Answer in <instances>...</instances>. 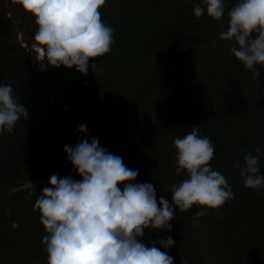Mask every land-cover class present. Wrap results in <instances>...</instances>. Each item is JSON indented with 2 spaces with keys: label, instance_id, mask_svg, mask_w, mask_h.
I'll return each mask as SVG.
<instances>
[{
  "label": "trees",
  "instance_id": "trees-1",
  "mask_svg": "<svg viewBox=\"0 0 264 264\" xmlns=\"http://www.w3.org/2000/svg\"><path fill=\"white\" fill-rule=\"evenodd\" d=\"M176 1L106 0L99 11L102 21L113 29L114 41L109 53L90 58L89 64L108 62L113 68L96 67L93 71L89 65L87 74L81 73L84 81H80L75 77V72H80L73 66L76 83L72 85L57 67L35 60L36 53L31 50L37 27L34 16L22 7L20 0H0V83L12 85L17 102L28 113V118L18 121L12 132L0 134V264H47L41 243L47 234L43 225L39 220L26 221L23 216L27 211L13 208L10 200L32 202L43 187L50 186L52 174L80 179L67 161L65 144L74 146L79 139L98 137L99 144L119 155L126 167L138 170L135 182L152 183L158 201L164 196L171 202V186L187 178L183 170L179 175L175 172L173 140H168V145L166 137L160 138L150 124L147 126L148 116L142 121L136 114L144 103H149L152 106L145 104V114H164L165 124L170 121V111L180 118L168 106L175 100L169 97L177 89L174 75L191 66L208 37L214 35L215 41L225 43L228 49L234 44L218 38L221 24L227 27L226 16L222 20L206 14L197 18L192 9L198 0ZM234 2L227 0L225 10L226 4L230 8ZM202 23L214 31L199 27L200 32H194L188 28ZM114 48H118L117 60L110 59ZM116 68L126 70V77L134 82L135 89L127 91L126 97L121 86L111 81ZM257 71L264 77V68L257 66ZM43 77L48 80L49 89L44 86ZM160 81L167 85L164 89L159 88ZM203 83V97L216 90ZM126 84L129 85L127 81ZM257 98L245 105L238 103L239 99L220 101L206 110L200 107L205 100L184 102L196 112H190V121L181 117L182 131L176 137H183L193 126H199L201 136L210 137L214 157L209 163L226 177L234 198L217 209L195 204L183 212L174 209L169 221L171 231L144 230L140 239L146 246L161 238H173L170 248L155 244L173 257V264H264V189L245 187L238 169L233 167L243 162L246 152L255 155L253 148L259 145L260 172L264 174V93L259 92ZM235 107L239 113L231 118ZM204 114L209 119L198 122ZM81 123L86 125L87 137L75 132ZM103 126L108 131L103 132ZM129 127L132 130H124ZM28 180L35 186L31 192L26 187ZM201 209L203 215L197 216Z\"/></svg>",
  "mask_w": 264,
  "mask_h": 264
},
{
  "label": "clouds",
  "instance_id": "clouds-1",
  "mask_svg": "<svg viewBox=\"0 0 264 264\" xmlns=\"http://www.w3.org/2000/svg\"><path fill=\"white\" fill-rule=\"evenodd\" d=\"M22 7L35 18L36 31L31 50L36 61L61 65L82 74L89 70L90 58L109 53L114 41L113 29L101 19L99 9L106 0H20ZM195 17L207 15L214 20L227 17L218 38L233 41L230 53L250 71L253 78L264 68V0H235L225 10V0H199L192 9ZM93 71L96 63L91 64ZM10 84L0 83V134L12 132L15 124L28 118L23 104ZM75 132L87 137L81 123ZM175 172L183 170L186 179L171 186V202L156 195L150 182H135L138 170L130 169L119 155L99 144L98 137L79 139L63 151L80 179L71 175L49 177L34 201L39 221L46 235L41 238L47 264H173V257L161 251L174 244L171 236L153 241L140 239L145 229L171 231L169 221L174 209L186 211L195 205L217 209L234 198L226 177L209 163L214 157V142L199 134L193 126L183 137H174ZM246 152L243 162L233 165L245 187L264 189L260 172L261 146ZM123 185L122 189L119 185ZM26 187L35 189L28 180ZM203 215V210L196 212ZM13 226H17L13 222Z\"/></svg>",
  "mask_w": 264,
  "mask_h": 264
},
{
  "label": "rangeland",
  "instance_id": "rangeland-1",
  "mask_svg": "<svg viewBox=\"0 0 264 264\" xmlns=\"http://www.w3.org/2000/svg\"><path fill=\"white\" fill-rule=\"evenodd\" d=\"M174 1L177 2L176 0ZM226 1L227 0H225V2ZM189 2H193V0H189ZM181 3H183V1H181ZM198 4H199V0H198ZM226 6L227 8H229L227 4ZM205 23H202L201 24L202 26H198L196 28L193 26L188 28L194 32H200L199 31V27H200V29L202 28V29L210 30L212 33L214 29L207 28V25ZM215 39L216 37H214V35L213 37H208L206 39L205 44L197 50L198 52H196L195 56L193 57L191 66L183 70V72H178L177 74L174 75L176 76L174 84L177 85V87H175L177 89L172 91V88H168L170 92L172 91L170 94L168 93L169 97L172 96L175 99L173 101H170L168 103V106L173 112L177 111L178 114L181 115V117H183L185 120L190 121V119L192 118L190 112L195 111V109L192 110L190 106L187 107V105H185L186 100L190 103L191 102L195 103V101H197L198 99L205 100L204 106H200V107L206 110L213 107V105H217V102H219L220 104V101L229 103L233 100L239 99L240 101L238 103H244L245 105L247 102L251 100L257 101L259 92L262 91L264 93V77L260 75L258 78H253L252 73L247 69H245L241 65V63L230 53L229 49L226 48V44L223 42L215 41ZM118 58H119L118 48H114L112 50L110 59L117 60ZM92 63H96V67L102 70L106 68L107 69L113 68V66L112 67L109 66L108 62L105 63V65H103L102 62L97 63V61H93L89 65H91ZM72 68H68L63 65L58 67L59 71L62 72L65 81H70V83L74 85L76 81H73L72 78L74 74V72L72 74L73 71ZM114 72L115 73L111 77V81L114 85L121 86L124 95L126 94L127 91H132L133 89H135L134 82L133 83L130 82L131 81L130 77H126L128 76L126 70L116 68ZM75 74H76L75 77H77L80 81H84L81 73L75 72ZM70 79H72V81ZM194 79H196L197 82L194 81ZM126 81L129 83V85L126 84ZM203 82H207L211 84V86L216 90L214 92L211 91L210 93L206 94L205 97H203L202 89H205V84H206ZM43 84L46 87V89L50 88V84L45 77H43ZM162 84L163 82L160 81L158 86L159 88L164 89L167 85H165V83L163 85ZM194 87H196V89L192 90ZM220 92L222 93L221 95ZM126 96L127 95H125L124 97ZM180 97H182V99H179ZM218 98H221V100L219 99L218 101H216V99ZM56 102L61 104L58 100ZM145 104L146 103L142 105L143 106L142 110L140 112H137L136 117H138L143 121L142 118H144V116H148V118H146L147 119L146 121H148L146 122L147 126L150 124L149 125L150 128L156 130V132H158L161 135L160 138H162V136L166 137L167 141L166 140L165 141L167 142L168 145H170L171 142L169 143L168 140L172 141L173 138L176 137V133L182 131L181 122L183 123V121L181 120V117L178 118L177 115L176 116L173 115L170 111V113L168 114L170 121H166L165 124L164 118H167V116H164V114L158 113L156 111L152 115H148L147 113L145 114V112L143 111L145 109L144 107H146V105H148V107L152 106L149 103H147L146 105ZM238 113H239V109H236L235 107L231 115V118L237 115ZM67 118L70 121V117ZM207 119H209L208 116L204 114L203 117L198 120V122L200 121L201 123L202 121ZM70 123L71 126H74V123H72V121H70ZM124 130L128 132L132 129L129 127V128H125ZM102 131L103 132L108 131V127L103 126ZM119 186L122 189L123 185L121 184ZM36 198L37 197H34L32 199L33 201L32 202L30 201L28 204L23 200L12 198L10 200V203L13 206V208L27 211V213L23 216L26 221H30V222L31 220L38 221L40 213L38 209L37 210L33 209V204ZM2 210H3V204L0 203V212H2ZM23 235H25V233L21 234L20 237H23Z\"/></svg>",
  "mask_w": 264,
  "mask_h": 264
}]
</instances>
